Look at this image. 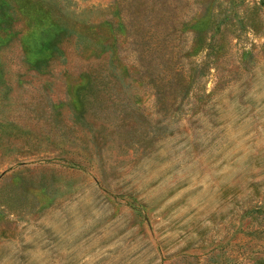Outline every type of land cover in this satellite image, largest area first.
<instances>
[{
  "label": "rangeland",
  "instance_id": "obj_1",
  "mask_svg": "<svg viewBox=\"0 0 264 264\" xmlns=\"http://www.w3.org/2000/svg\"><path fill=\"white\" fill-rule=\"evenodd\" d=\"M43 1L119 12L144 81L77 101L74 38L43 74L0 50V264H264V0Z\"/></svg>",
  "mask_w": 264,
  "mask_h": 264
},
{
  "label": "trees",
  "instance_id": "obj_2",
  "mask_svg": "<svg viewBox=\"0 0 264 264\" xmlns=\"http://www.w3.org/2000/svg\"><path fill=\"white\" fill-rule=\"evenodd\" d=\"M216 18L218 15H211L210 18L208 15L204 19L199 12L189 24V28L196 32L193 53L199 52L204 46L205 37L216 24ZM221 21L223 25L227 23L226 20ZM219 31V34L224 32L221 28ZM126 33L119 12L115 13L112 20L103 19L96 24L76 23L67 20L59 10L43 0H0V50L16 41L23 63L29 70L39 74L49 73L55 61L64 60L62 43L70 37L76 40L78 54L88 62L89 67L72 75L65 72L63 76L67 98L77 101L107 100L113 98L112 93L117 94L113 88L120 87L116 83L128 85L135 80L144 81L139 75L142 68L140 55H136V60L133 58L131 64L127 65L121 54V43L129 37ZM120 37L124 39L119 41ZM217 45L219 43L214 47ZM90 59L98 62L92 66ZM1 75L0 69V79Z\"/></svg>",
  "mask_w": 264,
  "mask_h": 264
}]
</instances>
